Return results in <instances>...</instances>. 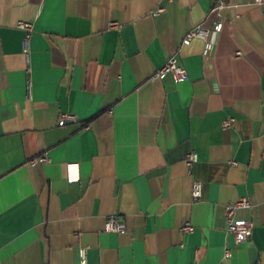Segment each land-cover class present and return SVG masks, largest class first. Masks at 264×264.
I'll return each mask as SVG.
<instances>
[{
	"label": "crops",
	"instance_id": "obj_1",
	"mask_svg": "<svg viewBox=\"0 0 264 264\" xmlns=\"http://www.w3.org/2000/svg\"><path fill=\"white\" fill-rule=\"evenodd\" d=\"M217 1L212 49L182 44L192 27H212ZM263 10L0 0V264H78L83 247L86 264H264ZM19 21L33 24L27 57ZM173 55L187 79L153 78ZM64 112L77 119L59 127ZM39 154L50 162L30 165ZM240 197L252 206L236 218L253 229L235 246L223 209ZM110 215L124 232L102 231Z\"/></svg>",
	"mask_w": 264,
	"mask_h": 264
},
{
	"label": "built area",
	"instance_id": "obj_2",
	"mask_svg": "<svg viewBox=\"0 0 264 264\" xmlns=\"http://www.w3.org/2000/svg\"><path fill=\"white\" fill-rule=\"evenodd\" d=\"M253 3L264 4V0H253ZM222 8H223V3L217 1L211 8V12L214 13L215 15V20L212 27L210 28L204 27L201 24L192 27L185 33L182 39V44L189 43V41L193 38L201 39L204 43V52L208 53L213 47L212 42L209 40L210 32L219 33L224 23V19L221 14ZM161 11L162 8H158L154 11L153 14H157ZM263 14H264V10H263ZM110 26L118 27V24L110 23ZM16 28L24 33L23 53L27 57L28 55L27 43L33 32V24L29 21H19L16 24ZM239 54L240 53L237 51L236 55ZM168 73L172 75V78L175 82H180L187 79V73L185 69H183L177 64V59L174 55L167 58V60L163 63V65L155 71L153 78L162 79ZM76 119H77L76 115L72 112L61 113L57 119V126L63 127L68 122L75 121ZM234 121H235L234 117L231 116L226 117L221 121V128L225 129L232 127ZM196 159L197 156L196 153L194 152H189L185 155V163L188 167H190L196 161ZM49 162H50V158L43 154L36 155L29 160L30 165L45 164ZM232 164H234V162H232ZM200 187L201 184L199 181H195L192 183L191 197L193 200H197L200 198L201 195ZM251 206L252 203L247 197H240L237 200L228 202L224 205L223 213L226 222V232L232 236L235 246L244 243L252 235L253 223L248 220H241L236 218L237 210L243 208L247 209L250 208ZM125 229H126L125 223L117 215H110L105 220L102 231L106 233H122L125 231ZM192 230L193 227L189 222L184 223L181 227V231L185 233H190ZM86 253H87L86 247L80 248L78 264H86ZM229 256H230V250L225 248L224 257L227 258Z\"/></svg>",
	"mask_w": 264,
	"mask_h": 264
}]
</instances>
